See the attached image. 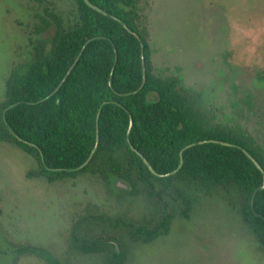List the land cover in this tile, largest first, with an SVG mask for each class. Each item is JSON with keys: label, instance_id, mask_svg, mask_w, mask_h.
Masks as SVG:
<instances>
[{"label": "rangeland", "instance_id": "obj_1", "mask_svg": "<svg viewBox=\"0 0 264 264\" xmlns=\"http://www.w3.org/2000/svg\"><path fill=\"white\" fill-rule=\"evenodd\" d=\"M138 6L153 73L176 77L210 125L239 126L264 148V0H139ZM47 12L71 24L74 2L0 0V103L11 71L23 70L36 42L52 37L54 24L42 29L40 20L52 21ZM36 169L31 154L0 140V264H106L111 243L122 264H264L237 207L216 189L180 180L156 185L157 197L140 183L124 193L114 176L48 181ZM188 188L196 204L185 217L175 196ZM161 202L168 231L148 242L131 237L129 225L157 223ZM75 238L108 243L86 252Z\"/></svg>", "mask_w": 264, "mask_h": 264}, {"label": "trees", "instance_id": "obj_2", "mask_svg": "<svg viewBox=\"0 0 264 264\" xmlns=\"http://www.w3.org/2000/svg\"><path fill=\"white\" fill-rule=\"evenodd\" d=\"M89 1L110 15L94 10L84 0H73L71 24L54 13L47 12L52 21L40 17L42 29L53 23L54 33L48 41H37L25 68L13 69L7 78L0 103V140L11 141L31 154L37 162L35 174L48 181L80 173L104 180L114 176L129 186L128 192L140 183L147 194L157 197L156 185L168 187L180 180L202 185L207 192L216 189L237 207L242 223L264 251L263 174L243 152H249L264 171V148L239 126L210 125L196 98L178 87L176 77L160 78L153 73L139 0ZM130 117L132 127L127 135ZM96 137L91 159L78 169L89 157ZM207 139L233 146L193 145L182 152L180 169L168 176L153 174L130 149L132 145L141 153L155 173L167 174L177 168L184 146ZM175 198L183 206L182 216L188 217L196 204L189 188L178 191ZM160 211L150 229L129 225L131 237L143 235L140 240L148 242L165 234L170 216L163 202ZM74 240L86 252L108 243ZM110 246L106 264H122V253L114 243Z\"/></svg>", "mask_w": 264, "mask_h": 264}, {"label": "water", "instance_id": "obj_3", "mask_svg": "<svg viewBox=\"0 0 264 264\" xmlns=\"http://www.w3.org/2000/svg\"><path fill=\"white\" fill-rule=\"evenodd\" d=\"M84 2H85L89 7L93 8V9L96 10V11H98V12H100V13H102V14H105V15H110L109 13H107V12H105L104 10L100 9L98 6L92 4L89 0H84ZM113 18H115V17L113 16ZM124 27H125L129 32H131V33L134 34V32H133L131 29H129L126 25H124ZM136 36H137V35H136ZM84 46H85V45H84ZM84 46L82 47V50H83ZM78 58H79V55L76 57L74 63L70 66V68H69L68 71L66 72V74H65V76L63 77V80H62V81H64L65 77H66V76L68 75V73L71 71V69L73 68L74 64L77 62ZM141 59H142V65H143V64H144L143 52H141ZM59 86H60V84L56 87L55 91L58 89ZM131 127H132V119H131V117H130V122H129V127H128V130H127V135L129 134V132H130V130H131ZM15 137H16L17 139H19L17 136H15ZM24 142H25V141H24ZM97 142H98V138L96 137V144H95L94 148L92 149V151H91L89 157L87 158V160H86L82 165H80V166L78 167V169L84 167V166L89 162V160L91 159V157H92V155H93V153H94V151H95V149H96ZM25 143H27V142H25ZM203 143H218V144H221V145L233 146V144H231V143H229V142L218 141V140H214V139L200 140V141H197V142H195V143H190V144L184 146L183 149H181L180 154H179V156H180L179 164H178L177 168H176L175 170H173V171L167 173V174H157V173H155V171L152 169V167L149 165V163L147 162V160L143 157V155H142L141 153H139V152H138V151H137L132 145H130V149L133 150V151H134V152H135V153H136V154H137V155L143 160V162L147 165L148 169H149L153 174H155V175H157V176H168V175H172V174L176 173V172L180 169V167H181V165H182V162H183L182 152H183L185 149H187V148H189V147H191V146H193V145H196V144H203ZM243 152H244L245 155H246V156H247V157H248V158H249V159L255 164V166L257 167V169H259L260 172L263 174V184H262V186H261V188L263 189V188H264V171H263L262 167L260 166V164L255 160V158H254L249 152H247L246 150H243ZM115 185H116V187H118V188H120V189H123V190H126V189L129 188V186H128L126 183L122 182L121 180H117L116 183H115ZM115 247H116V245H115ZM116 248H117V247H116Z\"/></svg>", "mask_w": 264, "mask_h": 264}]
</instances>
